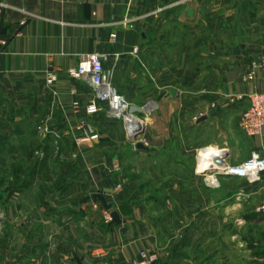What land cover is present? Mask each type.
Wrapping results in <instances>:
<instances>
[{"label":"crops","instance_id":"1","mask_svg":"<svg viewBox=\"0 0 264 264\" xmlns=\"http://www.w3.org/2000/svg\"><path fill=\"white\" fill-rule=\"evenodd\" d=\"M0 1V143L21 141V153L27 137L39 162L25 183L0 181V264H135L140 252L155 264H264V176L209 188L199 173L214 151L229 167L264 157V134L239 128L245 97L264 94L261 76L243 79L264 53V0ZM91 54L143 110L148 151L104 109L87 112L93 89L68 72ZM86 125L98 141L83 138ZM93 195L110 211L83 203ZM112 213L121 226L104 221Z\"/></svg>","mask_w":264,"mask_h":264},{"label":"built area","instance_id":"2","mask_svg":"<svg viewBox=\"0 0 264 264\" xmlns=\"http://www.w3.org/2000/svg\"><path fill=\"white\" fill-rule=\"evenodd\" d=\"M5 7L6 6L0 1V13ZM167 10V7L162 6L152 10L144 17H128L115 25L133 28L135 24L142 20L159 18ZM110 42L112 44L116 43V35L114 33L110 35ZM133 54H137L136 49L133 51ZM68 75L71 79L84 82L93 89V97L87 106L88 113L96 114L104 109L106 116L110 120L121 123L128 139L133 137L137 130L142 129L144 120L139 119L136 115L129 114L130 104L126 98L119 94L112 86L110 75L103 68L101 56L97 54L84 56L81 58L78 67L75 70H70ZM257 76H261L264 79V53L258 59L257 63L251 64L243 79L244 81L251 82L254 81ZM53 81L54 79L50 78L48 83L51 84ZM241 99L243 98H239V100ZM245 99L248 101V107L241 116L239 128L245 137L253 139L264 134V94L254 93L246 96ZM79 130L83 138L89 142L98 141L99 136L91 126L86 125L85 127H80ZM218 155V158L223 160L225 152L220 151ZM210 164L212 165V163ZM207 166H209V164ZM219 176L243 180L250 185L260 183L264 176V157L258 153H252L244 163L236 167H229L223 162L222 170L209 176H204L203 181L207 187L217 188V177ZM255 213L264 216V196L260 204L256 207ZM104 221L109 223L110 217L106 215ZM155 263L156 257L154 255L140 252L135 264Z\"/></svg>","mask_w":264,"mask_h":264},{"label":"rangeland","instance_id":"3","mask_svg":"<svg viewBox=\"0 0 264 264\" xmlns=\"http://www.w3.org/2000/svg\"><path fill=\"white\" fill-rule=\"evenodd\" d=\"M24 139V152L21 151V153L19 152V150L22 148L21 141H12L13 143H11L10 140H8L0 143V181L3 182L5 186H13L16 184L18 185L25 183L30 179V177H32L30 170L36 164L37 157L34 155L35 151L32 145L33 142H30L29 139L27 140V137ZM16 153H18V155L14 156ZM182 160L188 161L189 158L185 157ZM49 161H52V164L57 166L62 161V159L59 157L54 159L52 158L48 161L46 160L44 165H47ZM53 178L55 181L58 180L59 174L55 173ZM42 179L46 180L47 175L43 174Z\"/></svg>","mask_w":264,"mask_h":264},{"label":"water","instance_id":"4","mask_svg":"<svg viewBox=\"0 0 264 264\" xmlns=\"http://www.w3.org/2000/svg\"><path fill=\"white\" fill-rule=\"evenodd\" d=\"M191 15H192V11L189 10L188 11V16H191ZM174 95H175L174 92H171V96L174 97ZM142 113H143V110H140V109H138V108H136L134 106H130V108H129V114L130 115H137V114H142ZM204 120L205 119L200 120V122H202ZM142 135H143V130L142 129L137 130L135 132L134 136L129 138L128 140L135 145V149L137 151H148L147 147H145L142 143L137 141L138 138L140 136H142ZM222 169H223V160L220 159V158H216L211 166H208L204 170H199V173L200 174H208V173L209 174H213V173H216V172H218V171H220ZM87 201H92L93 203L99 202L101 204L102 208L106 212L110 211V209H111V206L106 205L105 200L100 195H93L90 198L85 199L83 201V203H86ZM110 219H111L112 224H114L116 226H121V222H120L118 216L115 213L110 214ZM74 262H75V264H82V259L77 258L76 256H74Z\"/></svg>","mask_w":264,"mask_h":264},{"label":"bare ground","instance_id":"5","mask_svg":"<svg viewBox=\"0 0 264 264\" xmlns=\"http://www.w3.org/2000/svg\"><path fill=\"white\" fill-rule=\"evenodd\" d=\"M219 152L218 151H214V152H212V153H210V154H207L206 156H205V159L207 160V159H209V158H214V159H216L219 155ZM212 156H214V157H212ZM216 157V158H215ZM203 166V165H202ZM201 165H200V168L202 167ZM205 166V165H204ZM204 168V167H203Z\"/></svg>","mask_w":264,"mask_h":264},{"label":"trees","instance_id":"6","mask_svg":"<svg viewBox=\"0 0 264 264\" xmlns=\"http://www.w3.org/2000/svg\"><path fill=\"white\" fill-rule=\"evenodd\" d=\"M37 163H39V162H36V164L31 168V170H30V172H31V174L33 175V169L35 168V166L37 165ZM31 178V177H30ZM28 181V180H27ZM26 181V182H27ZM17 185V184H16ZM13 186H15V185H13Z\"/></svg>","mask_w":264,"mask_h":264}]
</instances>
